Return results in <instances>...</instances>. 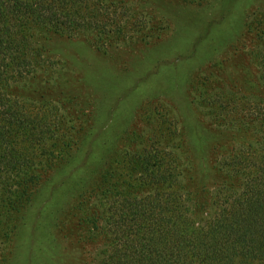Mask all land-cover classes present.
<instances>
[{
    "label": "rangeland",
    "instance_id": "1",
    "mask_svg": "<svg viewBox=\"0 0 264 264\" xmlns=\"http://www.w3.org/2000/svg\"><path fill=\"white\" fill-rule=\"evenodd\" d=\"M119 3L141 23L125 33L126 40L112 38L113 32L106 41L94 33L38 34L42 44L46 39L53 72L40 71L29 85L12 87L23 98L59 95L56 102H67L57 135L64 152L54 157L60 150L54 151L27 209L8 219L15 233L4 247L3 264H96L108 243L97 233V200L105 192H126L130 165L140 172L139 155L152 131L161 134L155 142L187 165L185 183L199 213L208 208L212 186L224 185L215 197L221 202L231 194L227 187L244 182L221 166L236 146L253 142L255 131L217 124L220 118L207 104L212 98L221 108L218 94L227 86L264 97L256 60L264 0ZM164 116L176 138H166L154 122Z\"/></svg>",
    "mask_w": 264,
    "mask_h": 264
},
{
    "label": "trees",
    "instance_id": "2",
    "mask_svg": "<svg viewBox=\"0 0 264 264\" xmlns=\"http://www.w3.org/2000/svg\"><path fill=\"white\" fill-rule=\"evenodd\" d=\"M120 1L0 0V264L14 235L8 219L27 209L42 166L64 152L57 135L67 101L36 95L32 102L15 95L12 87L29 85L40 71L53 72L46 39L42 44L38 34L94 33L106 41L112 32V38L126 40L125 33L140 29V18ZM260 45L256 60L264 88V28ZM227 87L218 94L221 108L212 98L207 105L219 116L217 124L255 131L253 142L236 146L229 163L221 166L225 174L243 178L242 186L227 187L231 194L221 202L215 197L224 185L212 186L208 208L199 213L195 193L185 183L187 165L155 142L161 134L152 131L139 155L140 172L130 165L126 192H105L97 200L102 210L97 233L108 243L96 264H264V97ZM154 122L166 138H176L165 116Z\"/></svg>",
    "mask_w": 264,
    "mask_h": 264
}]
</instances>
